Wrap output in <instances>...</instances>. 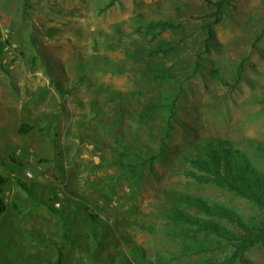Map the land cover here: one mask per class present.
Returning <instances> with one entry per match:
<instances>
[{
  "label": "rangeland",
  "instance_id": "1",
  "mask_svg": "<svg viewBox=\"0 0 264 264\" xmlns=\"http://www.w3.org/2000/svg\"><path fill=\"white\" fill-rule=\"evenodd\" d=\"M215 11L206 0H0V264H215L231 244L171 211L237 228L188 195L264 219L190 160L220 141L264 174V0ZM159 20L179 27L145 29ZM243 258L264 264V243Z\"/></svg>",
  "mask_w": 264,
  "mask_h": 264
},
{
  "label": "trees",
  "instance_id": "2",
  "mask_svg": "<svg viewBox=\"0 0 264 264\" xmlns=\"http://www.w3.org/2000/svg\"><path fill=\"white\" fill-rule=\"evenodd\" d=\"M206 2L210 8L216 9V16H219L223 12L225 0H206ZM178 27V24L164 20L149 21L145 24V29L155 35L165 30ZM161 51L162 49L159 47L157 52L160 53ZM32 129V125L23 123L20 128V133L25 134ZM199 146L195 158L190 157V160L194 167L201 172V174L194 173L200 181L212 182L226 187L264 209V174L250 164L241 150L229 143H221L220 141H208ZM155 157L153 155L152 159H155ZM130 167L133 170V174H135V166L131 165ZM8 183V175L6 173H0V217L7 209V204L2 195ZM20 184L24 186L23 182ZM182 200L184 204L196 208L205 216L226 220L237 228L238 231H232L218 221L198 218L178 208L171 211L170 216L173 219L182 221L195 229L224 239L231 244L233 247L232 254L223 260L214 261L215 264L233 263L237 260L242 264H246L243 258L245 253L257 244L264 243V219L258 224H249L241 215L232 209L210 203L202 198L188 195L183 197ZM95 217V215H91L92 219ZM178 258L179 255L168 259L159 257L157 264H166L170 260ZM61 262V259H58L56 264H61Z\"/></svg>",
  "mask_w": 264,
  "mask_h": 264
},
{
  "label": "built area",
  "instance_id": "3",
  "mask_svg": "<svg viewBox=\"0 0 264 264\" xmlns=\"http://www.w3.org/2000/svg\"><path fill=\"white\" fill-rule=\"evenodd\" d=\"M26 176L28 179H32L33 178V174L31 171H26Z\"/></svg>",
  "mask_w": 264,
  "mask_h": 264
}]
</instances>
